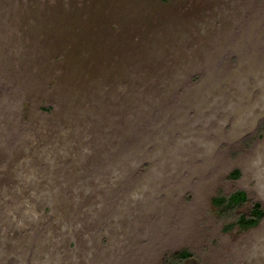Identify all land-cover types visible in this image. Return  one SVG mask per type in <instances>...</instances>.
<instances>
[{"label": "rangeland", "instance_id": "obj_1", "mask_svg": "<svg viewBox=\"0 0 264 264\" xmlns=\"http://www.w3.org/2000/svg\"><path fill=\"white\" fill-rule=\"evenodd\" d=\"M235 189L264 208V0H0V264H264Z\"/></svg>", "mask_w": 264, "mask_h": 264}, {"label": "trees", "instance_id": "obj_2", "mask_svg": "<svg viewBox=\"0 0 264 264\" xmlns=\"http://www.w3.org/2000/svg\"><path fill=\"white\" fill-rule=\"evenodd\" d=\"M239 171L235 169L232 172L233 177H237ZM249 201L247 192L243 189H235L232 192L220 194L213 198V203L219 207L220 214L225 217H231L234 224L240 227L248 228L256 225L264 216V208L258 201H251L246 209L242 210ZM191 252L187 249L181 250L174 255L170 264H191L188 262L191 257Z\"/></svg>", "mask_w": 264, "mask_h": 264}]
</instances>
